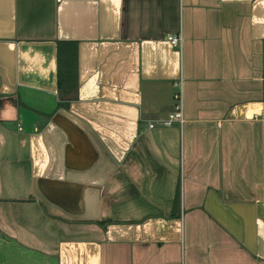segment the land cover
<instances>
[{"label": "crops", "instance_id": "1", "mask_svg": "<svg viewBox=\"0 0 264 264\" xmlns=\"http://www.w3.org/2000/svg\"><path fill=\"white\" fill-rule=\"evenodd\" d=\"M0 264H264V0H0Z\"/></svg>", "mask_w": 264, "mask_h": 264}, {"label": "trees", "instance_id": "2", "mask_svg": "<svg viewBox=\"0 0 264 264\" xmlns=\"http://www.w3.org/2000/svg\"><path fill=\"white\" fill-rule=\"evenodd\" d=\"M74 52V43L56 41V87L58 92L59 90L65 92L66 90H73L75 88Z\"/></svg>", "mask_w": 264, "mask_h": 264}, {"label": "built area", "instance_id": "3", "mask_svg": "<svg viewBox=\"0 0 264 264\" xmlns=\"http://www.w3.org/2000/svg\"><path fill=\"white\" fill-rule=\"evenodd\" d=\"M166 40L170 45L176 46L180 42V36L169 35L166 37ZM177 87L176 90L172 93L173 107L172 110L163 118L154 119L147 123V127L158 126H169L172 122L176 121L179 124L182 122V112H181V91H180V82L174 83Z\"/></svg>", "mask_w": 264, "mask_h": 264}, {"label": "water", "instance_id": "4", "mask_svg": "<svg viewBox=\"0 0 264 264\" xmlns=\"http://www.w3.org/2000/svg\"><path fill=\"white\" fill-rule=\"evenodd\" d=\"M45 121H46V118H40L38 122L39 123H45Z\"/></svg>", "mask_w": 264, "mask_h": 264}]
</instances>
